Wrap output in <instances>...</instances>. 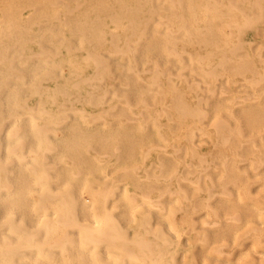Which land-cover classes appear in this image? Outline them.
I'll return each instance as SVG.
<instances>
[{"label":"bare ground","instance_id":"1","mask_svg":"<svg viewBox=\"0 0 264 264\" xmlns=\"http://www.w3.org/2000/svg\"><path fill=\"white\" fill-rule=\"evenodd\" d=\"M33 1L0 29V264H221L143 220L123 247L144 200L235 214L264 264V0Z\"/></svg>","mask_w":264,"mask_h":264},{"label":"rangeland","instance_id":"2","mask_svg":"<svg viewBox=\"0 0 264 264\" xmlns=\"http://www.w3.org/2000/svg\"><path fill=\"white\" fill-rule=\"evenodd\" d=\"M29 2V0H0V9L2 8L3 10H1V12H2V14H1V12H0V22L1 23H3L2 25H1V27H0V29H2V30H4V29H6L7 30V26L8 25H10L11 26V24H8L9 23V21H8V17L9 16H12L13 14H14V12H13V10L14 11H19V9H21L22 7H23V9H22V11H25L24 13H25V15L26 16H28V15H31L34 11L33 10H35V8L34 7H31V6H27V7H25V6H23V3H25V2ZM36 1V3L38 2L39 3V1L38 0H35ZM69 0H65V2H68ZM10 2H12L13 4H14V2H15V4L17 5L18 4V2H20L17 6V8H19V9H17L16 10V5L14 4H9ZM17 2V3H16ZM23 2V3H22ZM34 1L32 0V3H33ZM37 3V4H38ZM20 4H21V6H20ZM34 4V3H33ZM32 4V5H33ZM36 4V5H37ZM3 5V7H1ZM7 5V6H6ZM5 6H6V8H5ZM9 6H11V8H12V10H9V9H11ZM7 7H9L8 9H7ZM14 7V8H13ZM4 9H6V10H4ZM10 11H12V12H10ZM33 11V12H32ZM5 12V13H4ZM7 13V14H6ZM9 13L11 14V15H9ZM4 14H6L5 16H4ZM2 16V17H1ZM1 18H4V19H1ZM6 19V20H5ZM3 20V21H2ZM6 21H8V22H6ZM5 24H7L6 25V27L4 28L3 27V25H5ZM9 26V28H11ZM9 28H8V31H9ZM1 30V31H2ZM36 120H38L37 118H36ZM122 183H124V184H127V192H129V190L131 189L130 188V185L127 183V182H122ZM86 197H88L87 199H88V201L89 202H91L92 201V197H91V195H87ZM147 201V202H146ZM149 201V202H148ZM152 203H151V202ZM134 204V207H136L137 208V210H135L134 212H132L131 213V217H132V221L131 222H129V223H126V222H124L123 221V219H122V217H120L121 216V211H120V204L118 203V205H117V237H120V238H118L117 239V241L118 242H122L124 245L125 244H127V245H129V247H127V246H123V247H126V248H129V249H131V248H135L136 247V245L138 244V245H141L142 243H143V241L145 240H143V238H147V236L149 235V230L150 229H148V228H146V229H142V227H140V224L143 222V221H146L148 224H150V223H153V224H155V228L156 227H158V228H156L157 230H159V228H162L163 229V232H162V235L164 234V238L165 239H163V240H168L169 238H170V241H172L171 242V247L174 249V250H181V251H194L195 249H197V248H199V247H205V248H208L209 250H211V251H215L214 249H216L217 250V248L219 247V250L218 251H220V249H221V251H223L224 253V255L221 253V251H220V253H221V255H220V259L221 260H219V263H221V264H229V262H228V259L230 260V264H237L238 263V257H239V252L241 251V248H242V245L243 244H245V242H247V235H245V234H247V230H248V224L247 225H245L244 224V226L243 225H241V224H239L240 223V221H238V218L236 219V218H234V215L235 214H229V213H227V214H224V215H222V216H219L218 215V213H217V210H216V208H215V206H213V205H208V207H206V206H200V207H197V208H199V209H196L195 208V210H192V211H190L189 213H188V215L184 218L183 216H182V214H181V212H174L173 213V216L175 217H172L171 215H172V213L171 212H173L172 210H174L175 208H177L178 207V205H180V202L178 201V202H175L173 205L171 204V206H173V207H175V208H173V209H170V208H172V207H170V205H168V207H169V209L171 210H167L166 211V213H169V214H166V218L164 219V218H162V219H156L155 218V216L152 214V212L153 211H155V210H158V209H161L162 208V205L160 204V203H158V202H154L153 200H144V201H135V202H133ZM144 205H143V204ZM176 204V205H175ZM150 205V206H149ZM156 206H158V208L156 207ZM212 206V207H211ZM145 207H148V209H145ZM152 207H154V208H152ZM156 207V208H155ZM203 207L204 208H206V209H204V210H202L203 209ZM210 207L212 208V210L210 209ZM150 209V210H149ZM155 209V210H154ZM198 210V211H197ZM201 210V211H200ZM146 213H145V212ZM148 211H150V212H148ZM200 211V212H199ZM209 211V212H208ZM216 211V212H215ZM139 212V214L140 215H138L137 213ZM142 212L144 213L143 214V216H142ZM196 212V213H195ZM212 212V213H211ZM214 212V213H213ZM192 213V214H191ZM193 213H195V214H193ZM207 213V214H206ZM210 213V214H209ZM148 214H149V217H148ZM171 214V215H170ZM177 214V215H176ZM204 214H206V216H203ZM215 214V215H214ZM133 215V216H132ZM145 215H146V217H145ZM203 217H202V216ZM232 215V216H231ZM140 216H142V217H139ZM151 216V217H150ZM154 216V217H153ZM169 216V217H168ZM179 216V217H178ZM119 217V218H118ZM199 217V218H198ZM202 217V218H201ZM231 217V218H230ZM235 217H237V215L235 216ZM121 218V219H120ZM149 218V219H148ZM152 218V219H151ZM153 218H155V219H153ZM168 218V219H167ZM235 219V220H233V219ZM151 219V220H150ZM213 221H212V220ZM220 220V222H219V220ZM121 220V221H120ZM141 220V221H140ZM143 220V221H142ZM152 220H155V221H153L152 222ZM171 220V221H170ZM137 221V222H136ZM139 221H140V223H139ZM151 221V222H150ZM164 223H163V222ZM204 221H206V224L204 223ZM218 223H217V222ZM122 222H124V223H122ZM210 222H212V223H214V224H212V223H210ZM215 222H216V224H215ZM132 223V224H131ZM137 224L138 225V223H139V229H137L138 228V226H134V224ZM178 223V224H177ZM208 223V224H207ZM234 224L235 226H236V229H235V231H236V233L237 234H234L236 237H234V235H232V236H230V237H224V238H221L219 241H212V242H209V241H205V242H200V241H197L196 239H194L193 237H191V235H189V233L187 232V229L188 228H190L191 226H197L200 230H207V231H210V230H217V229H223L224 227H225V225L226 224ZM135 224V225H136ZM173 226H172V225ZM205 224V225H204ZM210 224H212V225H210ZM181 225V226H180ZM168 226V227H167ZM175 226V227H174ZM183 226V227H182ZM184 226H186V227H184ZM242 226V228H240ZM118 227H119V229H118ZM136 227V228H135ZM165 227V228H164ZM174 227V228H173ZM166 228H167V230H166ZM173 230H172V229ZM178 228V229H177ZM124 229V230H123ZM162 229H160L159 231L161 232L162 231ZM177 229V230H176ZM186 229V230H185ZM139 232H138V231ZM164 230H165V232H164ZM169 230H171V231H169ZM184 230H185V234H184ZM137 231V232H136ZM148 233H147V232ZM167 231V232H166ZM137 234H136V233ZM141 232V233H140ZM134 233L137 235L135 238H134ZM168 233V234H167ZM170 233V234H169ZM171 233L173 234V236L171 235ZM122 235V236H120V235ZM124 234V235H123ZM147 234V235H146ZM182 236V237H180V235ZM128 235V236H127ZM168 237H167V236ZM170 235V236H169ZM189 235V236H188ZM245 235V236H244ZM125 236V237H124ZM144 236H146V237H144ZM174 236H175V238H174ZM188 236V237H187ZM122 237L123 238H127L126 239V241H123V239H122ZM163 237V236H162ZM181 239H180V238ZM131 238L132 239H134V240H131ZM176 238H177V241H175L176 240ZM234 238V239H233ZM135 239H137V240H135ZM186 239V240H185ZM233 239V240H232ZM129 240L130 241H132V243H130L129 242ZM174 240V241H173ZM184 240V241H183ZM188 240V241H187ZM128 241V242H127ZM160 241H161V239L159 240V244H160ZM196 244L194 247L192 246V244ZM240 243V244H239ZM132 244V245H131ZM184 244V245H183ZM188 244V246H186ZM134 245V246H133ZM216 245V246H215ZM219 245V246H218ZM221 245H224V246H221ZM241 245V246H240ZM131 246V247H130ZM182 246V247H181ZM213 246V247H212ZM234 246H235V248H234ZM118 247H119V245H117V249H118ZM223 247H224V249H223ZM233 249V250H232ZM231 252H229V251ZM232 250V251H231ZM238 254V255H237ZM229 256V257H228ZM237 257V258H236ZM225 260V261H223V260ZM235 259H238L237 260V262H236V260ZM226 260H227V262L228 263H226ZM221 261V262H220ZM233 261H234V263H233ZM232 262V263H231ZM240 262H245V259H241L240 260Z\"/></svg>","mask_w":264,"mask_h":264}]
</instances>
